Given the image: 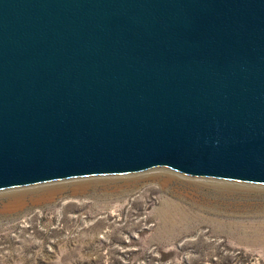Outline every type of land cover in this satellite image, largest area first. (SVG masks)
<instances>
[{"label":"water","instance_id":"95a60500","mask_svg":"<svg viewBox=\"0 0 264 264\" xmlns=\"http://www.w3.org/2000/svg\"><path fill=\"white\" fill-rule=\"evenodd\" d=\"M157 168L264 184V0H0V191Z\"/></svg>","mask_w":264,"mask_h":264},{"label":"rangeland","instance_id":"374dc122","mask_svg":"<svg viewBox=\"0 0 264 264\" xmlns=\"http://www.w3.org/2000/svg\"><path fill=\"white\" fill-rule=\"evenodd\" d=\"M158 171L171 180L95 183L18 206L0 197V264H264V184L167 168L80 179Z\"/></svg>","mask_w":264,"mask_h":264},{"label":"bare ground","instance_id":"6f19581e","mask_svg":"<svg viewBox=\"0 0 264 264\" xmlns=\"http://www.w3.org/2000/svg\"><path fill=\"white\" fill-rule=\"evenodd\" d=\"M171 176L168 174V172L164 171H158L154 173H146L144 175H138L134 177H128L126 178H121L118 180H114L115 178H105V179H79L75 181H71L68 183H56V184H51V185H44V186H38V187H32V188H27V189H20V190H14V191H8L7 193H0V197H5L7 198V203L8 205L12 206H18L23 198L26 196H32L35 195L36 197L39 198H48L53 196L54 194L70 188L71 190H76L79 188H84L90 184H97V183H103V182H108L109 181H123V182H129L130 181H138V180H147V179H160L163 183H166ZM171 180V179H170ZM224 183V182H223ZM33 197V196H32ZM30 198V197H29ZM35 198V197H33ZM23 202V201H22ZM22 205V204H20Z\"/></svg>","mask_w":264,"mask_h":264}]
</instances>
